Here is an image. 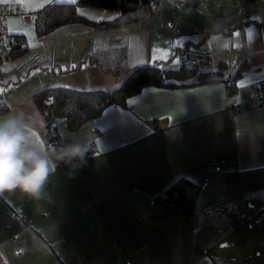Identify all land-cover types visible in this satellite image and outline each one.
<instances>
[{
	"label": "crops",
	"instance_id": "crops-1",
	"mask_svg": "<svg viewBox=\"0 0 264 264\" xmlns=\"http://www.w3.org/2000/svg\"><path fill=\"white\" fill-rule=\"evenodd\" d=\"M162 2L161 11L157 4L153 15L136 23L105 30L68 25L42 37L34 15L51 4L74 3L23 0L31 20L7 18L8 35L24 36L28 52L2 63L12 67L0 68V102L9 107L0 118L22 112L37 120L35 143L57 134L64 144L96 142L97 155L74 170L56 168L44 199L19 191L0 195V264H264V106L234 113L223 81L147 87L126 106H109L69 132L63 124L48 128L33 103V94L48 87L109 90L103 84L110 75L123 73L125 80L139 66H172L176 50L186 53L182 65H194L183 61L187 57L203 60L207 72L217 71L221 61L229 67L232 60L249 62L250 71L235 81L239 98L264 85V0L253 6L238 0ZM177 5L180 13L224 20L174 24L172 37L167 16ZM15 6L21 7L14 0L0 3L1 9ZM80 9L96 22L118 15ZM164 52L168 57L159 58ZM105 53L114 66L100 61ZM13 67L19 72L11 74ZM180 178L199 186L190 217L153 201ZM222 199L235 205L236 217L207 219L206 211Z\"/></svg>",
	"mask_w": 264,
	"mask_h": 264
},
{
	"label": "trees",
	"instance_id": "trees-1",
	"mask_svg": "<svg viewBox=\"0 0 264 264\" xmlns=\"http://www.w3.org/2000/svg\"><path fill=\"white\" fill-rule=\"evenodd\" d=\"M238 1L244 6H253L259 0ZM157 4L158 0H77L74 4H51L34 15V30L38 37L49 35L68 25H84L95 30H105L139 22L153 15ZM79 7L115 12L118 15L113 20L96 22L78 14ZM27 52L28 45L24 36L9 35L8 52L0 54V64L18 59ZM192 64L194 65L184 63L178 69L158 64L139 66L132 69L123 83L112 90L48 87L36 91L32 100L37 110L47 119L48 128L53 129L58 124H63L67 131L77 132L98 118L109 106H126L128 98L147 87H188L223 81L229 87L231 99L237 96L235 81L251 69L249 62L243 63L233 74L228 72L229 64L224 61L218 63V70L215 72L200 71L196 61ZM114 72L119 73V69ZM2 74L0 70V76ZM195 75L197 80L191 81ZM255 90H264V85H256ZM252 92L250 91L245 99H240H248ZM8 110V105L0 102V115L6 114ZM55 136L59 138L57 134ZM198 194V185L186 178H180L153 201L181 216L190 217L195 213Z\"/></svg>",
	"mask_w": 264,
	"mask_h": 264
},
{
	"label": "clouds",
	"instance_id": "clouds-1",
	"mask_svg": "<svg viewBox=\"0 0 264 264\" xmlns=\"http://www.w3.org/2000/svg\"><path fill=\"white\" fill-rule=\"evenodd\" d=\"M36 124V119H26L22 112L0 118V195L19 191L32 200L44 199L57 162L78 167L91 150L86 140L59 148L37 144L34 142Z\"/></svg>",
	"mask_w": 264,
	"mask_h": 264
},
{
	"label": "built area",
	"instance_id": "built-area-1",
	"mask_svg": "<svg viewBox=\"0 0 264 264\" xmlns=\"http://www.w3.org/2000/svg\"><path fill=\"white\" fill-rule=\"evenodd\" d=\"M19 15L24 21H29L33 17L31 14L26 13L21 6H15L13 8H0V54H6L8 52L9 35L6 31V20L10 16ZM264 106V90H255L250 97L242 101L239 97L234 96L230 99L229 109L234 113L243 112L252 108ZM91 145V150L85 154L84 160L95 157L97 152L96 142H88ZM45 145H52L57 148L64 145V143L55 134L49 135L44 143ZM57 169L60 170H74L71 166L57 162ZM237 214V209L234 204L227 199H222L215 208L206 211L205 215L207 219H221L224 222L232 221ZM206 254H209L206 251Z\"/></svg>",
	"mask_w": 264,
	"mask_h": 264
},
{
	"label": "rangeland",
	"instance_id": "rangeland-1",
	"mask_svg": "<svg viewBox=\"0 0 264 264\" xmlns=\"http://www.w3.org/2000/svg\"><path fill=\"white\" fill-rule=\"evenodd\" d=\"M179 4V3H178ZM158 5H159V11H161L162 10V5H163V2H162V0H158ZM81 7H79V9H78V14H80L81 13V9H80ZM173 8V7H172ZM179 9H180V6L179 5H177V7L176 8H173V10L171 11V12H169L168 13V16L167 17H169V19L167 20V22H168V24H169V27L168 28H170V30L172 31V37L173 36H176L177 34H175V29H174V24H178V26L180 25L181 26V23L182 22H186V23H188L189 22V24H193L194 26H208V23L206 22V21H216L217 23H221V22H223V20L224 19H222L221 17H216L215 18V16L214 15H212L211 16V19H207L206 17L204 18V16H203V13L204 12H195V11H183L182 13H180V11H179ZM175 10V11H174ZM106 12H109V11H106ZM157 12V11H156ZM81 15V14H80ZM81 16H83V15H81ZM83 17H85V16H83ZM86 18V17H85ZM162 18V15L161 14H159L158 15V19H161ZM65 27V26H64ZM64 27H62V28H64ZM62 28H59V29H57L55 32H53V33H51V34H55L57 31H59V30H61ZM65 29V28H64ZM66 30V29H65ZM178 31H180V28H178ZM64 32V31H63ZM57 34H62V32L61 33H57ZM65 34V33H64ZM158 38H159V40H163L164 38H166V36L164 37V35H158ZM182 49V48H181ZM107 52V51H106ZM175 52V51H174ZM173 52V54L171 55V57H174L175 56V53ZM176 52L177 53H179V55H177L176 56V58L177 59H175V64H172V66H169L170 68H174V69H178V68H180L181 66H182V61H181V63H180V60L182 59V58H184L186 55V53L183 51V50H181V52L180 51H178V50H176ZM103 55H106V57H103ZM249 59V58H248ZM16 60V59H15ZM14 60V62H16ZM250 60V59H249ZM100 61L101 62H103L105 65H107V66H112L113 65V63L115 62V60H111L110 59V56H108V54L107 53H105V54H102V56H101V59H100ZM177 61H179V62H177ZM183 61H188V64H190L192 61L194 62L195 61V58H189L188 59V57L185 59V60H183ZM191 61V62H190ZM197 61V60H196ZM245 60H242V61H240V60H232V64H231V66L229 67V71H236L238 68H239V66L244 62ZM252 61V60H251ZM254 61V60H253ZM13 62V63H14ZM205 61H203V60H198L197 61V66L200 68V71H204L205 69L203 68V66H204V63ZM96 63V62H95ZM11 64L12 63H9V64H0V65H2V66H0V68H4L5 70H7V71H10V69H11ZM97 64V63H96ZM114 66V65H113ZM163 67H165L164 65H163ZM13 69V71H11V74L12 73H15L14 71L16 70V73L17 72H19V69L17 68V67H13L12 68ZM103 70H104V68H103ZM105 72V71H104ZM122 74V75H121ZM120 75H117V76H113V75H110V77H108L106 80H108V82H105L104 84H103V86H105V87H107L109 90H112V89H114V88H117V87H119L122 83H123V79H124V75H123V73H121ZM126 77V76H125ZM120 79V80H119ZM122 79V80H121ZM191 81H195V80H197V76L195 75L194 77H192L191 79H190ZM96 87H98V86H96ZM26 90V89H25ZM25 90H23V91H25ZM14 98V97H13ZM14 102V101H13ZM229 102H230V100H229ZM9 104V103H8ZM30 104H31V101H30ZM228 105H229V103H228ZM30 108H31V106H30ZM12 109H16V107H14L13 106V108ZM219 220H221V219H219ZM222 221V220H221ZM224 222V221H223Z\"/></svg>",
	"mask_w": 264,
	"mask_h": 264
},
{
	"label": "snow or ice",
	"instance_id": "snow-or-ice-1",
	"mask_svg": "<svg viewBox=\"0 0 264 264\" xmlns=\"http://www.w3.org/2000/svg\"><path fill=\"white\" fill-rule=\"evenodd\" d=\"M7 2H8V0H0V3H7ZM14 2L23 6V0H14ZM49 2H52V0H49ZM68 2L75 3L76 0H68ZM154 55H155V53H154ZM168 55L169 54L167 52H164L159 58L166 59L168 57ZM177 62H179V61H177ZM73 67H75V65H73ZM0 91H2V89H0ZM49 102H51V101H49Z\"/></svg>",
	"mask_w": 264,
	"mask_h": 264
}]
</instances>
